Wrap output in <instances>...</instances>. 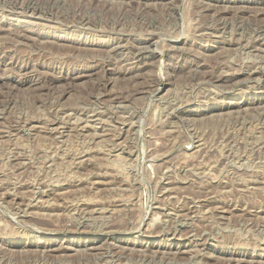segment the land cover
I'll return each instance as SVG.
<instances>
[{
	"label": "rangeland",
	"instance_id": "obj_1",
	"mask_svg": "<svg viewBox=\"0 0 264 264\" xmlns=\"http://www.w3.org/2000/svg\"><path fill=\"white\" fill-rule=\"evenodd\" d=\"M0 264H264V0H0Z\"/></svg>",
	"mask_w": 264,
	"mask_h": 264
},
{
	"label": "bare ground",
	"instance_id": "obj_2",
	"mask_svg": "<svg viewBox=\"0 0 264 264\" xmlns=\"http://www.w3.org/2000/svg\"><path fill=\"white\" fill-rule=\"evenodd\" d=\"M52 14V13H51ZM147 49V48H146ZM253 71V70H252ZM115 194V193H114ZM123 198V197H122Z\"/></svg>",
	"mask_w": 264,
	"mask_h": 264
}]
</instances>
